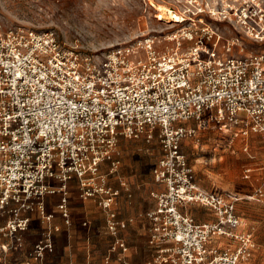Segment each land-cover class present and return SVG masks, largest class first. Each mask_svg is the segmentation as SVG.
I'll list each match as a JSON object with an SVG mask.
<instances>
[{
    "label": "built area",
    "instance_id": "1",
    "mask_svg": "<svg viewBox=\"0 0 264 264\" xmlns=\"http://www.w3.org/2000/svg\"><path fill=\"white\" fill-rule=\"evenodd\" d=\"M158 6L154 16L162 27L101 53L66 45L53 30L0 21V208L15 204L9 233L26 228L20 211L37 208L50 219L47 193L61 194L57 207L68 223V181L76 177L80 198L101 195L113 237L109 254L124 252L117 233L124 224L111 210L118 190L104 176L97 182V174L101 162L109 172L116 169L118 136L156 135L158 188L147 214L151 264H242L250 257L252 234L238 230L239 196L199 185L181 145L206 120L264 144V0H172L162 6L173 18ZM240 35L254 44L250 51ZM260 170L263 186L264 161ZM246 172L249 178L252 169ZM262 186L255 195L263 194ZM191 204L214 219L197 221L187 211ZM214 237L235 243L210 245ZM52 245L47 235L30 256L42 264Z\"/></svg>",
    "mask_w": 264,
    "mask_h": 264
},
{
    "label": "rangeland",
    "instance_id": "2",
    "mask_svg": "<svg viewBox=\"0 0 264 264\" xmlns=\"http://www.w3.org/2000/svg\"><path fill=\"white\" fill-rule=\"evenodd\" d=\"M171 1L0 0V21L5 25L53 30L66 45L87 53H101L150 28L162 27L164 23L154 16V5H169ZM232 34L230 32L225 35ZM240 36L246 44V50L250 51L254 44L244 35ZM187 124L195 125V122L189 121ZM133 139L118 136L114 155L119 158V163L112 172H109V165L102 168L96 181L100 182L99 176H104L105 182H108L124 175L129 181L137 179L138 184L145 187L150 195V191L155 190L152 168L160 156L159 140L156 135L150 141L138 138L133 142ZM263 146L257 135L246 137L232 131L219 130L211 120H206V127L201 128L195 138L184 139L181 145L199 185L222 194L239 196L236 209L243 218V231L252 234L250 257L245 261L246 264H264V194H254L256 188L263 183L259 169L264 161ZM247 168L252 169L249 178H245ZM249 194L254 196H247ZM189 206L187 211L197 221L214 219L213 213L208 209L196 204ZM108 241L110 246L112 238ZM221 241L228 240L225 237H214L210 245L219 246ZM227 243L222 246H228ZM82 247L77 245L76 249L79 251ZM105 250L97 251L100 261L94 264H126L116 260V251L109 254V247H105ZM146 250L149 260L137 259L143 253V249H137L135 259L127 258V264H151L155 246L147 244ZM107 255L109 258L105 259ZM76 256L79 257L80 252Z\"/></svg>",
    "mask_w": 264,
    "mask_h": 264
},
{
    "label": "crops",
    "instance_id": "3",
    "mask_svg": "<svg viewBox=\"0 0 264 264\" xmlns=\"http://www.w3.org/2000/svg\"><path fill=\"white\" fill-rule=\"evenodd\" d=\"M138 138L146 139L145 136ZM138 138H134L132 141L134 142ZM151 139H146V141ZM106 165H108L107 162H101L100 170ZM77 183L76 177H72L68 181V223L64 221L57 207L61 196L58 192L47 193L43 198L44 213L51 214L49 220H45L37 208L18 213V217H28V223L24 230L9 233L6 227L8 221L15 217L11 212L15 204L0 208V264H38L29 254L33 245L39 240L45 239L47 235L50 237L53 249L45 251L41 260L42 264H78V261L80 264H94L100 261L97 251L105 252V247H109L108 239H113L106 225L107 212L98 204L101 195L80 198ZM107 185L118 190L111 210L115 213L118 221L124 224L123 227H118L117 233L127 246L124 252L116 255V260L127 264L128 259H135L137 249H143V253H140L137 259L140 261L149 260V253L146 250L149 226L147 214L155 205V199L151 195L152 191L148 195L145 187L140 186L137 179L129 181L124 175L108 180ZM156 188L158 185L155 183ZM238 230L243 231L242 217ZM227 240L221 241L219 245H225L227 242L228 245H234L233 240ZM77 245L83 247L78 251ZM77 252H80L79 257L76 256Z\"/></svg>",
    "mask_w": 264,
    "mask_h": 264
},
{
    "label": "bare ground",
    "instance_id": "4",
    "mask_svg": "<svg viewBox=\"0 0 264 264\" xmlns=\"http://www.w3.org/2000/svg\"><path fill=\"white\" fill-rule=\"evenodd\" d=\"M158 9L160 10V14L162 16H166L167 18H173V12L172 11H169L168 8H166L165 6H162V5H159L158 6Z\"/></svg>",
    "mask_w": 264,
    "mask_h": 264
}]
</instances>
